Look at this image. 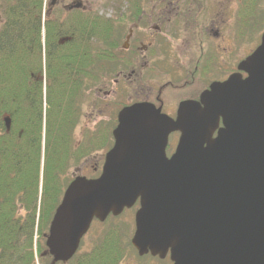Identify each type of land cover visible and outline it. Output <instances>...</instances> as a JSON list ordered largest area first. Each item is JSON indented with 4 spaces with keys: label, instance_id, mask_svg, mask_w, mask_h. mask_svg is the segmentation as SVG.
I'll return each instance as SVG.
<instances>
[{
    "label": "water",
    "instance_id": "water-1",
    "mask_svg": "<svg viewBox=\"0 0 264 264\" xmlns=\"http://www.w3.org/2000/svg\"><path fill=\"white\" fill-rule=\"evenodd\" d=\"M79 8L74 2L66 9ZM144 107L118 113L99 177L78 176L68 185L42 256L66 264L93 220L116 217L138 202L131 245L139 257L264 264V32L236 73L211 84L198 103L180 104L175 119ZM3 123L9 132L10 119ZM174 132L179 138L167 158Z\"/></svg>",
    "mask_w": 264,
    "mask_h": 264
},
{
    "label": "trees",
    "instance_id": "trees-1",
    "mask_svg": "<svg viewBox=\"0 0 264 264\" xmlns=\"http://www.w3.org/2000/svg\"><path fill=\"white\" fill-rule=\"evenodd\" d=\"M53 11L46 15L44 0H0V264L51 263L49 256H41L43 235L70 182L68 170L111 146L110 131L102 125L95 133L86 131L84 143H75L73 135L92 77L96 81L105 74L104 52L99 47L103 35L97 28L90 29L87 15L62 14L53 19ZM66 36L71 40L59 46L57 39ZM76 106L78 111H71ZM4 116L11 120L8 133ZM43 122L48 163L39 192ZM50 150L52 157L47 158ZM67 160L71 163L61 173ZM132 234L123 226L110 225L85 250L82 241L66 264H126L131 257L135 264L154 260L137 255L130 242Z\"/></svg>",
    "mask_w": 264,
    "mask_h": 264
},
{
    "label": "flooded vegetation",
    "instance_id": "flooded-vegetation-1",
    "mask_svg": "<svg viewBox=\"0 0 264 264\" xmlns=\"http://www.w3.org/2000/svg\"><path fill=\"white\" fill-rule=\"evenodd\" d=\"M246 1L59 0L57 6L65 14L87 15L90 29L97 28L103 35L99 47L104 52L105 74L96 81L92 77L81 111L119 112L145 106L140 110L161 111L173 118L180 104L198 103L211 84L223 82L237 70L240 60L220 77L215 59L221 60L220 65L232 59L239 45L236 24L243 20V11L250 19ZM71 2L82 8L65 11ZM71 111H78L77 106ZM118 112L106 125L111 147ZM178 137V133L168 136L166 157L173 153ZM104 155L99 154L93 173L100 169Z\"/></svg>",
    "mask_w": 264,
    "mask_h": 264
},
{
    "label": "rangeland",
    "instance_id": "rangeland-1",
    "mask_svg": "<svg viewBox=\"0 0 264 264\" xmlns=\"http://www.w3.org/2000/svg\"><path fill=\"white\" fill-rule=\"evenodd\" d=\"M251 3H249V0L246 1V5H248V10H250V19L245 16V11H243V17L240 15V17L243 18V20H239L238 23L236 24V29L238 31V47L234 52V55L230 62L224 61L222 65H220L221 60L216 58L215 60L218 62L217 68L220 67V72L219 75L220 77L227 75L235 62L241 61L245 56L251 53L252 49L255 48V45L259 43V38L261 34L264 32V0H250ZM65 2L64 4H66ZM249 20V21H248ZM251 44L249 47L248 45L245 44ZM253 47V48H252ZM252 48V49H251ZM244 49V50H242ZM251 50V51H250ZM85 110V109H84ZM118 111H90V110H85L82 111V116H81V121L80 125L77 126L73 132L74 135V141L77 144H80L81 142L84 143L83 140H85L86 136V131H96V128H98L101 124H103V128H106V125L110 124V122L115 118V115ZM173 113V111H167V113ZM87 139V137H86ZM102 145H107V142L101 141ZM44 144H45V138H44V129L42 131V140H41V151H40V164H39V185H38V191L40 192L41 190V185H42V179H43V169L44 165L48 163V160L45 159V149H44ZM104 153V151L101 152H96L92 153L89 155V157L85 160H82L80 163L79 172L81 175L85 177H91V176H97L99 174V170L96 173H93V168L94 164L99 163V154ZM48 154L50 157H52L51 150L50 153L47 152V158ZM71 161L67 162L61 167L60 172L63 173L65 171V168L67 167L68 164H70ZM74 165L71 167L68 172H67V177L71 179V174L74 172L76 169ZM62 175V174H61ZM60 175V176H61ZM58 181L61 183L60 177L58 178ZM137 209V206H134L128 211H125L116 219H108L104 223H93L90 231L88 234L84 237V246L82 250H85L89 244L91 243L92 239L97 236L104 228H108L110 225H118V226H123L133 232L134 230V223H133V218H134V213ZM51 260V259H49ZM148 264H170L168 259H165L163 261L159 260H147L146 261ZM36 264H39L36 261ZM125 264V263H124ZM126 264H135V261L131 258L128 259V262Z\"/></svg>",
    "mask_w": 264,
    "mask_h": 264
}]
</instances>
